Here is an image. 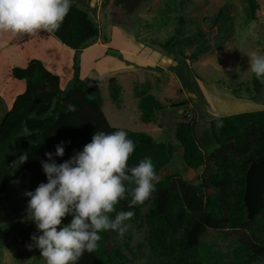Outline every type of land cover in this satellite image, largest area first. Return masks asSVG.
<instances>
[{
    "label": "trees",
    "instance_id": "obj_1",
    "mask_svg": "<svg viewBox=\"0 0 264 264\" xmlns=\"http://www.w3.org/2000/svg\"><path fill=\"white\" fill-rule=\"evenodd\" d=\"M150 1L133 0L131 3L137 12ZM244 1L246 21L256 20L259 0ZM126 3L127 0H115L116 5H122L124 17L131 14L126 11ZM117 19L115 17L116 23ZM54 34L65 46L78 50L96 40L100 28L87 9L72 3L71 10ZM198 34L202 39L205 36L203 30H199ZM191 40L193 38H186V41ZM209 49L210 46L203 41L197 45L192 57L196 58ZM11 78L16 87L10 105L0 120V223L9 182H21L27 173H31L29 191L33 192L40 183L47 182L41 164L42 160H47L46 152L54 154L55 146L64 142L65 155L55 157L59 164L74 155V150H83L96 131L111 133L117 130L126 131L128 137L135 141L136 148L128 161L129 166L138 164L144 157H151L161 177L155 186L153 204L146 214L150 226L149 245L153 256L160 260L156 263L134 262L113 244L112 237L118 233L108 231L100 234L102 238L98 249L85 252L78 264H229L221 252L204 242L202 237L208 229L251 230L259 222L258 216L264 207L250 220L244 198L248 168L252 161L264 154V109L213 119L210 122V137L217 147L209 154L202 149L194 124H177L176 140L183 150L186 165L195 169L212 162L217 165L215 172H208V176L196 182L174 173L163 175L177 149L176 144L158 142L146 132L111 125L102 108L100 90L95 92L94 97L88 95L92 79H81L75 74L68 88H62L59 76L37 58H30L24 66H13ZM20 82L24 83L23 87L19 86ZM251 82L255 92L264 87L255 75ZM109 86L111 96L118 101L120 86L115 78ZM246 93H251L249 88ZM138 95L142 119L154 121L157 111L165 105L153 94L140 92ZM70 105L74 106V110H70ZM181 105L183 103L178 106ZM22 153H27L28 159L16 167L13 164ZM230 154L245 155L234 161ZM232 167H236L237 175L231 171ZM141 206L129 208L128 200H123L117 211H133L134 216H138ZM71 219V215L63 218L61 226L70 223ZM37 231L27 220L16 221L6 232L0 229V246L32 244L31 236L34 233L37 235ZM263 254L264 239L255 233L242 238L235 252L236 257L244 256L247 261ZM214 256L217 260L213 259ZM239 262L242 261L232 263Z\"/></svg>",
    "mask_w": 264,
    "mask_h": 264
},
{
    "label": "rangeland",
    "instance_id": "obj_2",
    "mask_svg": "<svg viewBox=\"0 0 264 264\" xmlns=\"http://www.w3.org/2000/svg\"><path fill=\"white\" fill-rule=\"evenodd\" d=\"M132 1L127 0L126 11L131 14L124 17L122 5H116L114 0L112 18L116 21L117 17L118 24L135 36L140 34L142 42L147 45L162 46V88L153 91V94L165 107L156 113V122L144 121L136 103L134 85L139 83L138 80L141 83L146 77L138 75L137 79L132 72L126 71L116 73L115 79L120 86L118 101L110 94L112 79L102 77L98 89L102 95V103L104 101L103 110L114 126L146 132L158 142L176 144L177 149L167 165L169 174L174 173L190 181L200 182L208 176V172H215L217 165L212 162L200 169L193 168L192 171L184 162L183 150L176 140V126L179 122L194 124L200 145L209 154L217 147L210 137V122L213 119L264 109V87L259 92L254 91L251 86L254 74L249 69V56L252 53L264 54V0H259L257 19L251 22L246 21L244 0H157L154 5L152 2L155 0H151L142 7L147 8L143 11L146 14L144 17L139 15L141 9L134 11ZM199 30L205 33L203 39L199 37ZM36 33L42 35L41 32ZM29 36L0 32V120L10 105L13 89L16 87L11 78L13 66H24L30 58L40 59L47 64L55 56L48 69L58 74L62 88H68L73 81L72 75L76 74L73 73V64L68 57L61 59L64 52L61 51L58 56L60 44L55 36L46 39L48 48L45 52L42 48L34 47L35 43ZM187 37L193 40L186 41ZM203 41L210 49L193 58L197 45ZM115 43L118 48L128 45L117 33ZM149 80L155 83L150 77ZM19 86L23 87L24 83L20 82ZM247 88L250 89V94L246 93ZM182 103L183 105L178 106ZM114 113L116 116L112 117ZM230 155L237 161L245 154ZM231 171L237 175L236 167H232ZM31 178L32 174L27 173L21 182H9L0 223L3 233L20 220H27L37 230L27 213L28 197L25 192L29 191ZM152 204L153 194L142 204L139 215L126 222L130 225L127 232L123 236L112 237L113 244L136 263H156L160 260L153 256L149 245L150 226L146 214ZM258 220L251 230L208 229L202 240L220 251L229 264H236L232 262L238 260L242 262L237 264H264V254L251 261L245 260L244 256L235 255L245 236L255 233L264 239V211L259 214ZM41 234L37 231V236ZM213 259L217 260L216 256ZM0 264H45V260L40 256L38 248L29 250L27 246L18 244L0 246Z\"/></svg>",
    "mask_w": 264,
    "mask_h": 264
},
{
    "label": "clouds",
    "instance_id": "obj_3",
    "mask_svg": "<svg viewBox=\"0 0 264 264\" xmlns=\"http://www.w3.org/2000/svg\"><path fill=\"white\" fill-rule=\"evenodd\" d=\"M73 0H0V32L31 35L55 32L71 10ZM249 69L264 84V54L249 56ZM74 110V106H69ZM136 148L124 130L96 131L82 151L57 163L65 155L64 142L55 153L46 152L42 169L47 177L35 191H27L28 217L42 234H32V244L40 250L45 264H78L85 252L98 249L101 233L113 231L123 236L134 217L133 211H117L123 200L128 207L142 205L156 191L159 175L151 157L138 164L128 161ZM22 153L13 165L25 163ZM114 214V215H113ZM72 216L62 225L63 218Z\"/></svg>",
    "mask_w": 264,
    "mask_h": 264
},
{
    "label": "crops",
    "instance_id": "obj_4",
    "mask_svg": "<svg viewBox=\"0 0 264 264\" xmlns=\"http://www.w3.org/2000/svg\"><path fill=\"white\" fill-rule=\"evenodd\" d=\"M156 1L157 0L152 2V5H154ZM73 3L87 9L94 20L98 23L100 28L98 38L86 46L74 50L70 48L67 49L68 47L56 37L54 32L42 31V35L34 33V35L31 34L29 36L35 43L34 47L42 48L43 51L46 50V48H48L46 39L55 36L58 44H60V50L57 52L58 56L60 52L63 51L64 53L61 59L68 57L73 64V73L77 72V76L81 79L90 78L97 80L98 86L102 77L110 80L116 78V73L126 71L132 72L137 79H139L138 75L146 77L144 81L140 83L138 80L139 83L134 85L136 103L140 109V96L138 93L147 92L153 94V91H159L160 87L162 88V46L147 45L145 42H142L143 40H141L140 34L135 36L126 27L116 23L112 18L114 0H73ZM145 9L147 8H141L139 12L140 17L146 16V14L143 13ZM116 33L127 42L128 45L126 47L118 48L115 43ZM110 52L116 55L110 54ZM54 60L55 56L52 57L47 64L44 63L45 66L48 68V65L51 62L53 64ZM136 72L139 74H135ZM149 77L154 79V84L153 81L149 80ZM74 78L75 76L73 74L71 80ZM138 84L140 85L139 87H137ZM137 89L139 90L137 91ZM158 112L159 111H157V113ZM115 116L116 113L112 114V117ZM156 119L148 122H156ZM108 120L111 123L109 118ZM111 125L114 126L112 123Z\"/></svg>",
    "mask_w": 264,
    "mask_h": 264
},
{
    "label": "water",
    "instance_id": "obj_5",
    "mask_svg": "<svg viewBox=\"0 0 264 264\" xmlns=\"http://www.w3.org/2000/svg\"><path fill=\"white\" fill-rule=\"evenodd\" d=\"M92 80L93 82L91 85L88 86L87 90L89 97H94L95 92L99 88L97 80ZM190 169L194 171L193 168ZM168 174L169 171L165 169L163 175L166 176ZM190 177L191 174L188 175L189 179ZM244 199L247 216L251 220L264 207V154L252 161L248 168L246 176V192Z\"/></svg>",
    "mask_w": 264,
    "mask_h": 264
}]
</instances>
